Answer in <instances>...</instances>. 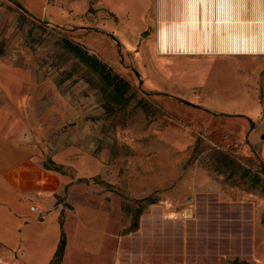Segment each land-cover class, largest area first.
Here are the masks:
<instances>
[{
    "label": "rangeland",
    "instance_id": "1",
    "mask_svg": "<svg viewBox=\"0 0 264 264\" xmlns=\"http://www.w3.org/2000/svg\"><path fill=\"white\" fill-rule=\"evenodd\" d=\"M161 3L151 0L145 17H130L120 11L126 1L89 0L79 28L0 0V57L35 76L31 161L58 180L67 264H264L259 148L207 129L196 116L204 98L197 107L169 92L179 87L176 70L191 71L196 61L160 53ZM64 39L106 69L82 63ZM212 55L223 54L183 56ZM83 227L96 237L86 242Z\"/></svg>",
    "mask_w": 264,
    "mask_h": 264
},
{
    "label": "crops",
    "instance_id": "2",
    "mask_svg": "<svg viewBox=\"0 0 264 264\" xmlns=\"http://www.w3.org/2000/svg\"><path fill=\"white\" fill-rule=\"evenodd\" d=\"M12 1L36 19L60 27H84L82 18L89 9V0ZM116 1L127 2L126 7L120 6V11L130 17H145L150 10L151 0ZM124 42L128 49L134 47L128 39ZM142 52L147 54V44ZM174 58L196 62L191 71L183 66L176 70L179 87L169 92L192 106L200 105V98H204V108H197L196 116L200 121L206 120L207 129L214 134L221 130L232 132L258 147L264 165L263 60L233 55ZM153 69L157 74V69ZM162 70L159 68L158 72ZM34 77L31 69L0 57V264H51L64 233L59 223L62 210L55 207L58 180L31 161L38 154L28 125V117L33 113L32 93L37 94L32 89L37 87ZM158 81L160 78L155 83ZM157 89L160 87L154 90ZM192 89L200 92L194 93ZM18 156L21 164L15 163ZM32 207L37 210L32 211ZM88 231L84 228L81 232L86 242L95 234L93 229ZM69 256L68 242L62 264L68 263Z\"/></svg>",
    "mask_w": 264,
    "mask_h": 264
},
{
    "label": "bare ground",
    "instance_id": "3",
    "mask_svg": "<svg viewBox=\"0 0 264 264\" xmlns=\"http://www.w3.org/2000/svg\"><path fill=\"white\" fill-rule=\"evenodd\" d=\"M161 1V54H264V0Z\"/></svg>",
    "mask_w": 264,
    "mask_h": 264
},
{
    "label": "trees",
    "instance_id": "4",
    "mask_svg": "<svg viewBox=\"0 0 264 264\" xmlns=\"http://www.w3.org/2000/svg\"><path fill=\"white\" fill-rule=\"evenodd\" d=\"M63 45H64V49L71 52L75 57L80 59L82 63H85L86 65L94 69H99V68L103 70L106 69V65L104 63L99 61L96 57L90 55L89 52L83 49L81 45L72 43L68 39H64ZM0 54H2L1 50H0ZM108 82L110 85L113 84L112 80H108ZM65 249H66V236H65V233H63L62 239L60 241V245L58 247V250L51 264H61L62 263L63 258H64ZM241 264H247V263H241Z\"/></svg>",
    "mask_w": 264,
    "mask_h": 264
},
{
    "label": "built area",
    "instance_id": "5",
    "mask_svg": "<svg viewBox=\"0 0 264 264\" xmlns=\"http://www.w3.org/2000/svg\"><path fill=\"white\" fill-rule=\"evenodd\" d=\"M37 209H36V207H32V211H36Z\"/></svg>",
    "mask_w": 264,
    "mask_h": 264
},
{
    "label": "water",
    "instance_id": "6",
    "mask_svg": "<svg viewBox=\"0 0 264 264\" xmlns=\"http://www.w3.org/2000/svg\"><path fill=\"white\" fill-rule=\"evenodd\" d=\"M144 36H146V34H144Z\"/></svg>",
    "mask_w": 264,
    "mask_h": 264
}]
</instances>
